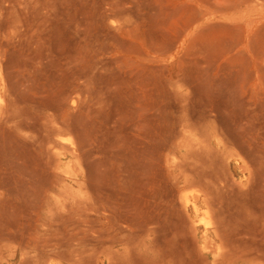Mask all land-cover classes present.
<instances>
[{"label": "rangeland", "instance_id": "374dc122", "mask_svg": "<svg viewBox=\"0 0 264 264\" xmlns=\"http://www.w3.org/2000/svg\"><path fill=\"white\" fill-rule=\"evenodd\" d=\"M263 207L264 0H0V264H264Z\"/></svg>", "mask_w": 264, "mask_h": 264}, {"label": "bare ground", "instance_id": "6f19581e", "mask_svg": "<svg viewBox=\"0 0 264 264\" xmlns=\"http://www.w3.org/2000/svg\"><path fill=\"white\" fill-rule=\"evenodd\" d=\"M202 128H203V126H202ZM215 128H216V126H215ZM203 129H204V128H203ZM215 131H216V130H215ZM218 131H219V130H218ZM202 132L205 133L204 130H203ZM213 132H214V131H213ZM216 132H217V131H216ZM203 133H202V134H203ZM206 133H207V132H206ZM218 133H220V131H219ZM206 135H207V134H205V135H204L205 137H204V136H203V137L206 138ZM210 135H211V133H210ZM221 135H222V134H221ZM221 135H220V136H221ZM218 136H219V135H218ZM220 136H219V137H220ZM223 137H224V139H225V136H223ZM226 137H227V136H226ZM228 137H229V136H228ZM228 137H227V140L230 139V138L228 139ZM220 138H221V137H220ZM222 139H223V138H222ZM207 140H209V139H207ZM230 142H231V140H230ZM223 144H224V142H223ZM230 144H231V143H229L228 145H230ZM205 145H207V144H205ZM205 145H204V146H205ZM234 145H235V144H234ZM207 146H208V145H207ZM224 146H226V143H225ZM231 146H232V145H230L229 148H230ZM232 147H233V146H232ZM234 147H235V146H234ZM225 148L227 149L228 146L225 147ZM201 149H202V148H201ZM204 150H205V149H204ZM207 150H208V149H207ZM207 150H206V151H207ZM212 150H213V149H212ZM227 150H228V149H227ZM234 150H235V149H234ZM210 151H211V150H210ZM210 151H209V152H210ZM230 151H231V150H230ZM201 152H202V151H201ZM215 152H216V151H212L213 154H214ZM227 152H228V151H227ZM227 152H226V153H227ZM234 152H235V151H234ZM192 153H193V152H192ZM204 153H205V152H204ZM212 153H211V155H212ZM219 153H220V152H219ZM235 153H237V150H236ZM208 154H209V153H208ZM215 154H216V153H215ZM188 155H190V154H188ZM205 155L208 157V159H209V156H211L210 154H209V156H208L206 153H205ZM235 155H236V154H235ZM235 155H234V156H235ZM222 156H224V155H222ZM211 157H212V156H211ZM214 157H215V155H214ZM219 157H220V156H219ZM219 157H218V158H219ZM218 158H216V159H218ZM236 158H237V157H236ZM187 160H188V158H187ZM220 160H221V159H220ZM220 160H219V161H220ZM224 161H225V160H224ZM193 162H194V161H193ZM191 164H193V163H191ZM241 166H243V164H242ZM243 167H244V166H243ZM243 167H242V168H243ZM244 168H245V167H244ZM244 168H243V170H244ZM208 169L210 170V168H208ZM240 169H241V168H240ZM245 170H246V168H245ZM245 170H244V171H245ZM210 172H211V171H210ZM210 172H209V175H207V177H208V176L210 177ZM205 173H206V172H205ZM213 174H214V173L211 174V177H212ZM201 175H202V174H201ZM216 175H217V178H218V176H219L220 174H216ZM248 175H249V174H248ZM195 176H196V175H195ZM202 176H203V175H202ZM223 176L225 177V175H223ZM204 177H205V176H204ZM213 177H214V176H213ZM226 177H227V176H226ZM197 178H198V176H197ZM201 178H202V177H200V179L198 178V180H200L199 183H203V182H201V181H202ZM213 179H215V178H213ZM220 179H221V178H220ZM220 179H219V180H220ZM224 179H225V178H224ZM191 180H192V179H191ZM203 181H204V180H203ZM221 181H223V180H221ZM225 181H226V180H225ZM205 182H208V181H205ZM215 182H216V181H215ZM219 183L222 184L220 181H219ZM223 183H224V182H223ZM248 183H249V182H248ZM207 184H208V183H207ZM209 184H210V183H209ZM239 184H240V183H239ZM210 185H211V184H210ZM218 185H219V184H218ZM223 185H224V184H223ZM225 185H226V183H225ZM238 186H239V185H238ZM247 186H248V185H247ZM207 187H208V185H207ZM209 187H210V186H209ZM209 187H208V189H209ZM211 187H212V185H211ZM215 187H216V186H215ZM217 187H219V186H217ZM220 187H221V186H220ZM220 187L217 188L218 190L216 189V190H217V194H218L219 196L221 195V192H218V191L221 189ZM240 188H241V190H240L239 194H242L243 196L246 195V194H248V193H249V190L251 189V187H247L246 189H244L245 187H244V188L240 187ZM212 190H213V189H212ZM212 190L210 191L211 193H213ZM216 190H215V188H214V193L216 192ZM252 190H253V188H252ZM222 191H223V196H226V198H227V201H226L227 203H226L225 201L223 202V198H222V199L220 198L221 196L219 197L222 201H219V205H220V206H219V208L217 207V208H218V209H217V211H218L217 215H218L219 213H222V215H223V213H226V212L232 210V207H231V206L234 205V204H236V199L234 198V196H235L236 194H235V195H231V194L234 193V192H233V191H234L233 189L228 188L227 186H224ZM250 192H251V191H250ZM214 193L212 194V197H213ZM251 194H252V193H251ZM251 194H250V195H251ZM205 195H206V194H205ZM242 195H240V196H242ZM214 196H216V193H215ZM243 196H242V197H243ZM247 196H248V195H247ZM247 196H246V197H247ZM208 198H209V200H208ZM208 198H204V199H202L201 201H199L198 203H196V204L194 205L193 209H194L195 211H197V205H198L199 203L204 204L205 206H206V205H207V206H210V205H209V202H210V204H211V203H213V202H212L213 200L211 201V200H210V197H208ZM238 198H239V197H238ZM216 199H217V198H216ZM243 199H244V198H243ZM245 199H246V201H247V198H245ZM245 199H244V200H245ZM214 200H215V198H214ZM217 200H219V199H217ZM224 200H225V199H224ZM237 201H238V200H237ZM242 201H243V200H242ZM242 201H241V202H242ZM246 201H243V202H246ZM249 201H250V200H249ZM215 202H216V200H215ZM239 203H240V201H239ZM239 203H238V204H239ZM243 204L245 205V204H247V203H243ZM216 205H217V204H216ZM239 205H240V209H241V208H242V205H241V204H239ZM239 205L237 206L238 208H236V209H238V211H239ZM213 206H214V205H213ZM234 206H235V205H234ZM247 206H248V205H247ZM247 206H246V207H247ZM214 207H215V206H214ZM214 207H213V208H214ZM210 208H212V205H211ZM263 208H264V207H263ZM229 209H230V210H229ZM245 209H246V208H245ZM248 209L250 210V208H248ZM219 210H220V212H219ZM243 210H244V209H243ZM251 210H252V208H251ZM251 210H250V212H251ZM261 210H262V209H261ZM250 212H249V214H250ZM252 212H253V211H252ZM238 213H240V216H238L239 218H238V217H234V216L236 215L235 213H234L235 215L233 214L234 216H232V217L229 216L230 218H233V217L235 218V219H234V220H235L234 223H230V224H229V223H228V224L225 223L226 225L224 226V230L221 228V227H223V226L220 227V228H221V231L223 230V235H224V237H227L229 234H231V232H232V233H233V232H234V233H237L238 230H239L240 228H243V227H242V226H243V220L246 218L247 214H242L243 211H239V212H237V214H238ZM258 213H259V212H258ZM251 214H253V213H251ZM225 215H226V214H225ZM227 215H228V214H227ZM254 215H255V213H254ZM256 215H257V214H256ZM258 215H259V214H258ZM252 216H253V215H252ZM252 216H251V217H252ZM218 217H221V218H222L221 215H220V216L218 215ZM242 217H243V218H242ZM251 217L249 216L248 218H251ZM260 217H261V216H260ZM223 219H225V218H223ZM226 219H228V218H226ZM221 221H222V220H221ZM254 221H255V220H254ZM214 227H215V226H214ZM216 228H217V229L214 230V233H213V234H214V237H215L217 240H219V241L221 240V241H222L223 238L221 237V234H220V232L218 231V225H217ZM244 230H245V228H244ZM244 230L241 229L240 232H238V233H243V232H241V231H244ZM236 231H237V232H236ZM246 231H247V229H246ZM247 232H248V231H247ZM250 232H251V231H250ZM250 232H248V233L250 234ZM261 232H262V231H261ZM221 233H222V232H221ZM243 234H244V236H246L245 232H244ZM261 234H262V233H261ZM235 235H237V234H235ZM250 235H251V234H250ZM239 236H240V234H239ZM239 236H238V237H239ZM244 236H243L242 238H244ZM229 237H230V236H229ZM246 237H247V236H246ZM248 237H249V235H248ZM262 237H263V236H262ZM234 238H236V236H235ZM234 238H233V239H234ZM230 239H232V238H230ZM233 239H232V240H233ZM206 240H208V239L206 238ZM225 240H226V239H225ZM221 241H220V242H221ZM228 241H229V242H228ZM228 241H227V242L230 243L231 240H228ZM206 242H207V241H206ZM224 242H225V241H224ZM207 243H210V242L208 241ZM221 243H223V241H222ZM228 243H227V244H228ZM230 245H232V244H230ZM222 246H223V245H222ZM227 246H228V245H227Z\"/></svg>", "mask_w": 264, "mask_h": 264}]
</instances>
